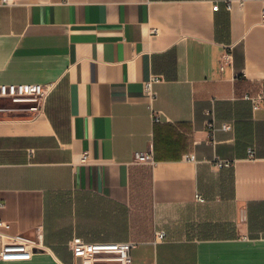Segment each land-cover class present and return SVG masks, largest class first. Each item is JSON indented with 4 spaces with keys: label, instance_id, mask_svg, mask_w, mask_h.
Returning <instances> with one entry per match:
<instances>
[{
    "label": "crops",
    "instance_id": "1",
    "mask_svg": "<svg viewBox=\"0 0 264 264\" xmlns=\"http://www.w3.org/2000/svg\"><path fill=\"white\" fill-rule=\"evenodd\" d=\"M263 10L259 0L0 5V84L56 83L43 110L14 105L0 120V218L11 233L42 228L49 248L0 264H79L77 236L138 242L133 264H264V110L244 99L264 86ZM147 151L154 163L135 161Z\"/></svg>",
    "mask_w": 264,
    "mask_h": 264
},
{
    "label": "built area",
    "instance_id": "2",
    "mask_svg": "<svg viewBox=\"0 0 264 264\" xmlns=\"http://www.w3.org/2000/svg\"><path fill=\"white\" fill-rule=\"evenodd\" d=\"M17 0H0V5H10ZM264 1V0H259ZM228 9H231V0H226ZM219 5L216 4L214 9L217 10ZM264 22V10H263ZM157 32V29H154ZM160 81V76L154 75L146 82V92L154 97L155 91L153 84ZM56 88V83H3L0 84V100L4 107L0 108V112L14 109L12 106L17 105L19 109H35L38 112L43 110L47 98ZM244 99L252 104L254 111L264 110V86L257 90L250 91L244 95ZM4 101L10 104H4ZM155 120H159L156 117ZM210 128L216 130L214 122L209 124ZM229 123H224L221 128H230ZM249 158L254 159V150L249 148ZM89 158L87 153L83 154L82 160L87 161ZM186 158L192 161L196 160L194 154L186 155ZM136 162L154 163L153 155L150 151L136 152L134 157ZM218 166H230L232 163L226 160H219ZM198 201H205L201 194L196 195ZM0 206L2 204L0 203ZM11 224L0 218V260H18L31 258L35 253L47 251L49 248L45 244V236L43 229L38 227L34 234L11 233L9 230ZM167 233L158 231L156 240H165ZM138 246L136 241L124 242H88L82 237H74L69 242L73 256L79 261V264H133L132 251ZM78 264V263H77Z\"/></svg>",
    "mask_w": 264,
    "mask_h": 264
},
{
    "label": "water",
    "instance_id": "3",
    "mask_svg": "<svg viewBox=\"0 0 264 264\" xmlns=\"http://www.w3.org/2000/svg\"><path fill=\"white\" fill-rule=\"evenodd\" d=\"M14 118L13 116L7 115L5 112H0V120H6Z\"/></svg>",
    "mask_w": 264,
    "mask_h": 264
},
{
    "label": "rangeland",
    "instance_id": "4",
    "mask_svg": "<svg viewBox=\"0 0 264 264\" xmlns=\"http://www.w3.org/2000/svg\"><path fill=\"white\" fill-rule=\"evenodd\" d=\"M3 103H4V104H10V102H8V101H4Z\"/></svg>",
    "mask_w": 264,
    "mask_h": 264
}]
</instances>
